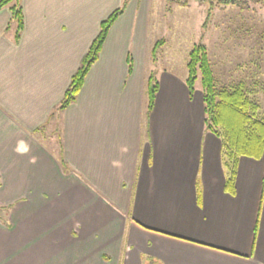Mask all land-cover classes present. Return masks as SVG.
<instances>
[{"label": "crops", "instance_id": "0c3cea01", "mask_svg": "<svg viewBox=\"0 0 264 264\" xmlns=\"http://www.w3.org/2000/svg\"><path fill=\"white\" fill-rule=\"evenodd\" d=\"M122 1L20 0L17 41L0 8V205L10 206L0 264H264V156L239 158L235 193L223 190L202 93L154 67L138 0L109 29L74 102L57 110Z\"/></svg>", "mask_w": 264, "mask_h": 264}, {"label": "rangeland", "instance_id": "374dc122", "mask_svg": "<svg viewBox=\"0 0 264 264\" xmlns=\"http://www.w3.org/2000/svg\"><path fill=\"white\" fill-rule=\"evenodd\" d=\"M129 1L119 7L126 2V8ZM140 1L149 10L154 44L164 41L154 62L151 58L155 68L186 77L188 53L202 44L216 88L242 83L258 105L256 115L264 114V0H241L245 9L218 6L214 0L203 4L190 0L186 7L166 0ZM194 90L201 91L199 75Z\"/></svg>", "mask_w": 264, "mask_h": 264}, {"label": "trees", "instance_id": "16d2710c", "mask_svg": "<svg viewBox=\"0 0 264 264\" xmlns=\"http://www.w3.org/2000/svg\"><path fill=\"white\" fill-rule=\"evenodd\" d=\"M166 1L170 5L177 4L186 7L190 0ZM192 1L203 4L210 0ZM214 1L218 3V6L230 5L240 9L247 8L241 0ZM125 3L123 6L114 9L100 22L98 33L83 55L78 68L72 74L57 110L67 108L76 99L90 67L98 59L109 29L123 13ZM2 7H7L10 11V22L6 29H13L14 39L17 41L23 28L20 0H0V8ZM163 43V40L157 41L152 47L151 58L153 62L156 59L158 48ZM128 70H131L130 64H128ZM186 70L185 84L190 96L194 93L196 78L198 75L200 76L205 130L216 136L221 142V156L225 169L223 190L233 195L239 158L260 159L264 156V114L260 117L256 115L258 105L249 97L242 83L233 87L216 88L206 49L202 44L194 45L191 48L188 53ZM146 84V112H150L158 88L153 73L148 75ZM59 161L62 166H65L62 158ZM9 211L10 206L0 205V223L6 227H9Z\"/></svg>", "mask_w": 264, "mask_h": 264}]
</instances>
